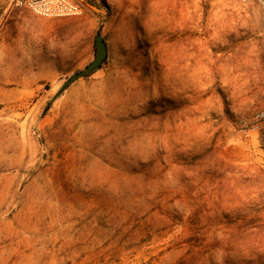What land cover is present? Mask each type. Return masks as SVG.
<instances>
[{"label": "rangeland", "instance_id": "1", "mask_svg": "<svg viewBox=\"0 0 264 264\" xmlns=\"http://www.w3.org/2000/svg\"><path fill=\"white\" fill-rule=\"evenodd\" d=\"M12 1L0 0V264H257L264 229L235 242L218 220L255 198L222 168L264 167L256 4L87 0L50 19ZM97 35L106 61L53 100Z\"/></svg>", "mask_w": 264, "mask_h": 264}, {"label": "trees", "instance_id": "2", "mask_svg": "<svg viewBox=\"0 0 264 264\" xmlns=\"http://www.w3.org/2000/svg\"><path fill=\"white\" fill-rule=\"evenodd\" d=\"M204 159V154L196 156L197 161ZM188 163L194 164V161L186 164ZM225 167V169L221 167L223 174L220 177L227 181H239L240 185L250 190L248 196L255 195L251 208L242 211L238 209L227 210L225 211L227 213H224L221 217L217 216L220 218L218 220L223 225L224 230L229 233L233 241L237 242V240H243L249 232L254 230L261 232L264 229V167L254 168L253 170L251 168H244L246 170L238 168V172H234L236 168L231 166L226 165ZM211 173L216 175L218 170H212ZM237 173H239V176L235 177ZM226 174H231V176L227 178ZM256 257L257 264H264V254ZM250 260H243L241 264H253Z\"/></svg>", "mask_w": 264, "mask_h": 264}, {"label": "built area", "instance_id": "3", "mask_svg": "<svg viewBox=\"0 0 264 264\" xmlns=\"http://www.w3.org/2000/svg\"><path fill=\"white\" fill-rule=\"evenodd\" d=\"M253 1L259 11L261 31L264 37V0ZM16 9H25L35 16L50 19H64L80 16L87 5V0H13ZM262 118L263 114H258Z\"/></svg>", "mask_w": 264, "mask_h": 264}, {"label": "water", "instance_id": "4", "mask_svg": "<svg viewBox=\"0 0 264 264\" xmlns=\"http://www.w3.org/2000/svg\"><path fill=\"white\" fill-rule=\"evenodd\" d=\"M108 56V48L105 40L101 35H97L95 38V57L93 61L88 64L83 70L73 74L62 86V88L54 96L53 100L60 95L69 85L73 82L90 75L92 72L98 70L101 65L106 61Z\"/></svg>", "mask_w": 264, "mask_h": 264}]
</instances>
